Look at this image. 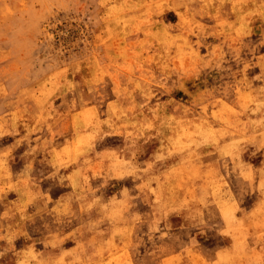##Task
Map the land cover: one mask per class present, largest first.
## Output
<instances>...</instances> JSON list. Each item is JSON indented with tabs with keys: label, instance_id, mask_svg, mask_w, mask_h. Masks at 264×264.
<instances>
[{
	"label": "rangeland",
	"instance_id": "rangeland-1",
	"mask_svg": "<svg viewBox=\"0 0 264 264\" xmlns=\"http://www.w3.org/2000/svg\"><path fill=\"white\" fill-rule=\"evenodd\" d=\"M0 264H264V0H0Z\"/></svg>",
	"mask_w": 264,
	"mask_h": 264
}]
</instances>
